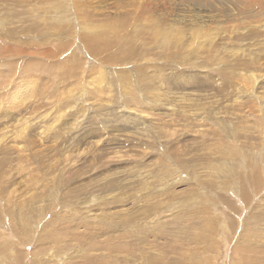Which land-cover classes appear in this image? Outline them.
Returning <instances> with one entry per match:
<instances>
[{"label": "rangeland", "instance_id": "obj_1", "mask_svg": "<svg viewBox=\"0 0 264 264\" xmlns=\"http://www.w3.org/2000/svg\"><path fill=\"white\" fill-rule=\"evenodd\" d=\"M0 264H264V0H0Z\"/></svg>", "mask_w": 264, "mask_h": 264}, {"label": "bare ground", "instance_id": "obj_2", "mask_svg": "<svg viewBox=\"0 0 264 264\" xmlns=\"http://www.w3.org/2000/svg\"><path fill=\"white\" fill-rule=\"evenodd\" d=\"M171 13H172V12H171ZM195 21H196V20H195ZM206 22H207V21H206ZM209 22H210V21H209ZM206 24H207V23H206ZM209 25H210V24H209ZM209 30H210V27H209ZM209 30H208V31H209ZM212 30H213V28H212ZM207 33H208V32H207ZM204 35H205V34H204ZM205 37H206V36H205ZM208 38H211V37L209 36ZM208 38H207V39H208ZM213 39H214V38H213ZM209 41H210V40H209ZM206 42H208V41L206 40ZM253 77H254V76H253ZM253 79H254V78H253ZM253 81H254V80H253ZM32 88H33V87H32ZM29 90H30V89H29ZM34 91H35V90H34ZM31 94H32V93H31ZM26 96H27V94H26ZM8 98H9V97H8ZM16 99H17V98H16ZM9 100H10V99H9ZM12 100H13V99H12ZM18 100H19V99H18ZM13 102H14V101H13ZM16 103H17V102H16ZM19 104H20V103H19ZM19 104H18V105H19ZM12 106H13V105H12ZM18 108H19V107H18ZM16 152H18V151H16ZM255 176H256V175H255ZM120 224H121V223H120Z\"/></svg>", "mask_w": 264, "mask_h": 264}]
</instances>
